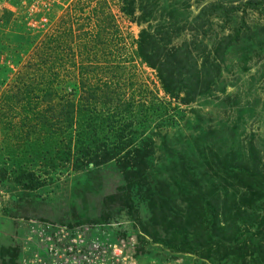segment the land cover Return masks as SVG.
<instances>
[{
  "label": "rangeland",
  "instance_id": "obj_1",
  "mask_svg": "<svg viewBox=\"0 0 264 264\" xmlns=\"http://www.w3.org/2000/svg\"><path fill=\"white\" fill-rule=\"evenodd\" d=\"M131 1L132 5L128 6ZM229 1L157 0L154 4V0H0V101L5 89L17 80L20 66L38 46L44 42L48 45V38L58 24L61 23V26L56 31L68 30L72 23L65 22L64 25V21L72 15L79 23L91 21L92 27L96 21L94 10L110 5L128 46H120L113 55L99 48H75L84 67L79 70V66L76 69L71 65L57 87L80 99L81 88L78 80L72 78L73 69L79 73L87 72V82L95 86H99L100 81L114 82L121 93V102L132 99L134 94L138 102L134 100L132 104L138 111L152 107L155 116H151L147 126L144 125L138 133L140 137L152 141L151 165L161 161L163 156H159L165 150V144L202 148L200 144L203 140L197 136L198 127L208 128L209 125L223 129L220 133L215 130L213 134L204 136L206 140L215 139L222 151L230 152L231 149L230 145L226 146L220 140L233 137L237 139L240 150L243 146L247 151L253 147L255 155L264 160V0L259 8H254L247 0H233V4L242 2L243 6L231 22L226 13L211 5L216 2L228 4ZM205 6H208L205 15L198 18ZM131 7L132 11L135 10L133 15L124 11ZM144 7L152 10L150 20L155 29L161 21L176 22L172 24V29H178L177 44L185 39L191 40L195 38L193 34H197L198 40L210 45L217 33L223 34L226 27L236 25L237 17L238 21L250 27L251 37L256 31L259 35L254 43L251 38L247 40V44L251 45L248 48L230 49L220 76L214 74L217 86L212 93L200 95L187 103L176 99L172 104H161L154 95L167 103L170 96L165 92L157 70L136 53L134 40L147 26L146 22L139 21L140 17L144 18ZM94 43L96 40H92L90 45ZM89 50L97 52L101 65L93 72V68H87L91 53L86 51ZM68 52L60 49L63 55ZM66 61L67 64L70 62L67 56ZM93 105L95 109L90 107V119L92 124L98 125L96 119L103 122L98 114L100 105L95 102ZM1 111L0 108V264H51L55 259L73 264L76 257L83 264H99L101 260L100 264H124L119 261L123 258L127 264H228L222 259L218 261L214 257L170 246L169 243L175 242L173 235L180 224L173 218L177 214L170 215L168 219L165 213L168 210L173 212L175 204H185L186 194L173 191L168 203L164 201L165 195L153 198V195L139 189L147 185L138 187L125 181L117 160L80 170L73 167L54 170L45 163H38L32 168L28 161V136L19 138L20 134L24 135L20 126L9 129V124L3 122L5 117H1ZM86 112L83 110L81 114L84 116ZM52 129L55 131L54 127H42L41 135L34 136L42 144L41 136H47L50 140L45 148L56 157L62 154V148L67 147L61 143L62 136L52 132ZM106 130L110 134V130ZM101 132L99 135L103 136ZM75 141L69 146H75ZM105 141L110 144L112 140L106 138ZM35 150L37 154L40 151L38 146ZM199 152V149L194 151L192 164L200 159ZM2 159L12 171L19 163L26 164V167L29 165L28 168L38 174L41 165L44 166L42 169H51L50 174H45L47 184L33 188L29 186L31 182L22 183L10 173L2 178ZM262 163L264 165V161ZM142 176H145L144 172ZM206 191L209 194V186ZM193 197L187 199L191 202ZM182 229L186 231V225ZM80 235L90 242L99 241L102 245L99 249L104 252L93 251L90 256L81 257L70 251L69 247L73 241H78ZM113 245L123 250L119 260L115 257Z\"/></svg>",
  "mask_w": 264,
  "mask_h": 264
},
{
  "label": "trees",
  "instance_id": "obj_2",
  "mask_svg": "<svg viewBox=\"0 0 264 264\" xmlns=\"http://www.w3.org/2000/svg\"><path fill=\"white\" fill-rule=\"evenodd\" d=\"M232 1L211 5L226 13L231 22L234 21V14L243 6L242 2L235 5ZM154 2L156 4L157 0ZM247 3L259 8L263 1L247 0ZM131 5L132 1L128 2V6ZM207 7L199 12L198 18L205 15ZM143 10L144 18L140 17L139 21L146 22L147 26L134 40L136 53L157 70L163 88L170 96L167 103L154 95L161 104H172L176 99L187 103L200 95L212 93L217 86L214 74L220 76L230 49L248 48L251 45L247 44V40L251 38L254 43L259 35L256 31L251 37L248 31L250 27L238 21L237 17L236 25L226 27L223 34L217 33L210 45L198 40L197 34H193L195 38L177 44L178 29H172V24L176 22L161 21L155 29L150 20L152 10L147 7ZM124 11L135 14L132 7ZM69 16L64 21V25L65 22L72 23L68 30L56 31L61 23L54 28L48 38V45L44 42L38 46L20 66L17 80L5 89L0 101L1 117H5L3 122L9 124V129L20 126L24 135L20 134L22 137L19 138L28 136V161L31 167L45 163V166L54 170L59 167L80 170L117 160L125 181L138 187L147 185L139 189L153 195V198L159 199L165 195L164 201L168 203L173 191L186 194L185 204H175L173 212L168 210L165 213L168 219L170 215L177 214L173 218L180 224L173 235L172 240L175 242L169 243L174 249L214 257L218 261L222 259L223 263L228 264H264V160L255 155L253 147L247 151L243 146L240 150L237 139L233 137L220 140L225 142L224 145H230L231 149L230 152L222 151L215 139L206 140L204 136L213 134L215 130L220 133L223 129L209 125L208 128L198 127L197 136L203 140L200 144L202 148H182L168 143L159 156H163L161 161L151 165L152 141L140 137L138 133L144 125L147 126L150 117L155 116L152 107L138 111L132 104L134 100L138 102L134 94L132 99L121 102V93L115 88L114 82L100 81V85L95 86L87 82V72L79 73L73 69L72 78L78 80L81 88L80 99L57 87L64 80L63 75L69 67L77 69L79 66V70L81 66L84 67L75 48H99L113 55L120 46H128L110 5L94 10L96 21L92 27L91 21L79 23L77 17ZM92 40H96V43L90 45ZM60 49L69 52L63 55ZM90 53L87 68H93V72L101 65L97 52ZM66 56L70 59L68 64ZM94 102L100 105L98 114L103 120L96 119L98 125L92 124L90 119V107L95 109ZM83 110L87 111L84 116L81 114ZM42 127H54L55 131L52 129V132L62 136L61 143L67 148H62L61 155L54 157L45 148L50 140L47 136H41L43 144L35 138L34 135H41ZM106 129L110 130V134ZM101 130L103 136L99 135ZM106 138L112 140L110 144L106 143ZM73 140H76L75 146L70 147ZM36 146L40 150L39 155ZM196 149L200 151L197 166L192 164ZM28 167L19 163L12 171L6 160L2 159L1 177H8V173L14 174L22 183L31 182L29 186L33 188L47 184L45 174H50L51 169H42L44 166L41 165L38 174ZM208 186L209 194L206 191ZM191 196L194 197L190 202L187 197ZM158 213L162 214V211L158 210ZM185 225L186 231L182 229Z\"/></svg>",
  "mask_w": 264,
  "mask_h": 264
},
{
  "label": "built area",
  "instance_id": "obj_3",
  "mask_svg": "<svg viewBox=\"0 0 264 264\" xmlns=\"http://www.w3.org/2000/svg\"><path fill=\"white\" fill-rule=\"evenodd\" d=\"M77 240L78 241H73L74 243L69 247V250L72 251V252L77 253L81 257H88V256H90V254L93 253V251H97V252L100 251L101 253L104 252V250L101 251L99 249L100 246H102V245L97 240L90 242L88 239L83 237V235H80V237ZM90 249H91V252H89ZM94 249H96V250H94ZM113 250H114V254L116 255L115 257L119 260L120 259L119 256H120L121 252H123L122 248L113 245ZM88 261H91V260H88ZM101 261H99V264L101 263ZM66 262H68V261L67 260L62 261L61 259H55L54 261L51 262V264H66ZM73 264H83V263L81 262L80 259H78L76 257V258H74V263ZM102 264H105V263L102 262Z\"/></svg>",
  "mask_w": 264,
  "mask_h": 264
},
{
  "label": "bare ground",
  "instance_id": "obj_4",
  "mask_svg": "<svg viewBox=\"0 0 264 264\" xmlns=\"http://www.w3.org/2000/svg\"><path fill=\"white\" fill-rule=\"evenodd\" d=\"M120 261H122L124 264H127L126 259H122Z\"/></svg>",
  "mask_w": 264,
  "mask_h": 264
}]
</instances>
